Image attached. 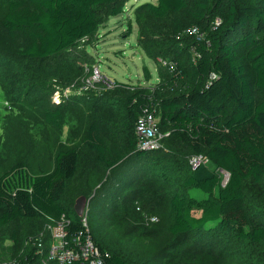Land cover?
Returning <instances> with one entry per match:
<instances>
[{
    "label": "trees",
    "instance_id": "obj_1",
    "mask_svg": "<svg viewBox=\"0 0 264 264\" xmlns=\"http://www.w3.org/2000/svg\"><path fill=\"white\" fill-rule=\"evenodd\" d=\"M126 1L9 0L1 26L7 38L17 44L18 53L13 55L18 64L27 70L37 69L35 78L41 82L57 80L62 77L53 70L43 74L40 69L91 58L90 41L108 18L124 13ZM145 7L138 12L140 47L151 57H174L172 76L161 68L163 84H158L157 94L119 83L116 90L122 94L126 112L123 143L110 138L105 119L94 118L82 145L61 143L52 173L34 176L24 151L29 137L37 149L31 123L17 113L3 125L4 141L18 144L11 162L3 163L7 161V144L0 149V264L18 257L47 223L63 215L76 229L84 230L81 218L65 202L74 189L76 195L91 197L92 204L112 214L111 232L117 230L122 236L123 230L127 236L140 228V241L160 264H230L241 254L232 257L230 252H218L226 235L248 248L249 264H264V0H157ZM147 16L154 22L169 20L168 29H161L166 33L162 44L151 43L153 50L145 41L161 38L154 36L156 29ZM217 19L221 20L219 26ZM193 30L198 33L192 34ZM80 47H86L85 54L79 52ZM3 52L0 50V68L11 62ZM65 79L70 80L68 85L77 80ZM178 84L183 90L174 89ZM0 86L6 91V81H0ZM94 94L70 97L68 106L80 105ZM157 108L159 129L170 135L164 139L163 149L140 151L136 121L145 110L153 113ZM61 109L43 113L49 127L62 129ZM82 154L97 173L87 172L90 167L85 166L79 180ZM161 155L190 166L185 187L207 195L201 201L179 194L169 198L165 236L155 234L157 225L145 228L148 222L142 216L155 212L162 216L164 211L154 212L152 201L138 196L148 192L145 182L156 178L155 161ZM194 157L204 158L211 168L203 163L192 168L189 164ZM13 161L18 162L13 165ZM220 172L228 175L225 185ZM194 209L201 213L199 217L194 216ZM93 217L88 226L96 244L108 255L107 264H128L110 242L100 241L106 235L100 233L104 231Z\"/></svg>",
    "mask_w": 264,
    "mask_h": 264
},
{
    "label": "rangeland",
    "instance_id": "obj_2",
    "mask_svg": "<svg viewBox=\"0 0 264 264\" xmlns=\"http://www.w3.org/2000/svg\"><path fill=\"white\" fill-rule=\"evenodd\" d=\"M8 2L9 0H0V50L4 51V54H7L5 55L7 60H11L6 67L0 68V76L2 77L0 81H6V91L0 86V149L4 144H7V154L4 156L7 161L3 163L14 160L13 154L18 144H16L14 140H11V142L4 141L2 135L3 125H5L8 118H13L17 113H22L23 117L28 119L31 123L29 125V127L32 126L30 131L33 133L37 144V149H33V145L30 143V137L27 142L24 143V151H26L27 156H29L28 163H32L33 165L30 170L32 169L31 173L34 176L52 173L54 169V156L61 143L76 146L82 145L81 140L85 136L94 118L100 117L105 119L106 124L103 123V125L107 127L110 138L121 139L120 142L123 143V133H121V131L123 130L122 125L126 112L124 104L121 101V98H123L122 94L117 90L108 92L98 91L93 97L96 98L104 95L101 97L102 99L96 101L94 98H90L80 105L68 106L67 101L69 97H66L64 93L70 86L68 85L70 80L66 81L67 79L65 78H77L75 82L70 84L79 83L83 78L87 77L91 71L100 69L101 72L110 75L119 83L133 87L148 88L152 93L157 94L159 90L158 86L163 84V81L159 78V71L163 68L165 74L172 76L170 63L171 58L174 57L148 56L144 49L140 47L138 25V12L143 11L147 4H157V0H127L124 5V13L114 18H108L107 23L103 24L100 32L90 41L92 47H88V52L91 58H82L73 62L65 61L60 65H51L49 68H41L39 72H43V74L53 70L59 77L63 78H55L57 80L51 78L50 80L42 82L39 81V78H35L37 69H25L22 64H18V57L13 55L18 53L17 44L11 42L7 38L1 26V20L6 13ZM101 15L104 16V14ZM146 18L153 22V26L156 29V34L154 36L161 38L155 42L150 38L145 41V44L150 50H153L154 47H150L151 43L162 44L161 41L166 33H161V29H168L169 20L154 22L149 16ZM101 19L103 18L101 17ZM145 29L147 28L145 27ZM85 50L86 47L84 49L80 47L79 52L85 54ZM155 54L157 55V53ZM163 62H167V65ZM65 83H67V85ZM33 84L35 86H32ZM181 85L182 84L176 85L174 89H181ZM183 86H185V84H183ZM181 90H183V87ZM160 98L162 99V97ZM58 107L64 110L62 129L59 130L49 127L45 123L43 115L45 111H52ZM154 112L156 118L160 121L158 117L160 115L159 108ZM80 149H82V147ZM17 162L18 161H13V165ZM197 162L198 161L192 162V160H190L189 165L193 168L196 166ZM155 163L156 178L147 180L144 189L148 192L140 193L138 196L149 198L150 201H152L151 204L155 205L153 211L157 209L164 211L162 216H157L155 211V213L149 216L146 214H142V216L148 222L145 228L149 229L152 225H157L159 230L156 231L155 234L157 236H165V228L163 227L167 222L166 202L169 198L174 194H179L186 196L191 201H201L206 199L207 195L195 188L185 187L184 183L186 181V176L189 174L190 166L182 163L180 159L161 155L160 158L156 159ZM205 165L211 168L207 161H205ZM85 166L94 168V165L82 154L81 175L79 180H82ZM219 174L222 184L225 185L228 181V175L222 172ZM74 191L75 189L73 190L74 195H71L68 200L66 199L65 201L66 204L72 208H75L76 201L80 198ZM91 195H93V193ZM151 207L152 206H150V208ZM90 209L92 211H89ZM193 211L195 217L201 215L196 209ZM91 217L98 221L104 231L100 233L106 235V237H100V241L110 242L114 249L113 251L126 261V263L160 264L156 258L153 259L155 257L153 255L154 253L151 254L147 252L145 243L140 241V228L136 230L133 229L134 232L127 236H125L123 230L122 233L124 235L122 236L117 230L111 232L110 230L114 228L112 214L103 211L99 204H92V198L90 197L89 199L87 198L81 218L86 219L87 223H89ZM146 232L151 234L150 230ZM108 237L112 238L110 239ZM11 244V242H6L5 245L11 246ZM247 250L248 248H242L241 244L229 235L222 238L218 247V252H230L233 254L232 257H235L240 252L241 256L229 262L230 264H249L251 259L249 254H245Z\"/></svg>",
    "mask_w": 264,
    "mask_h": 264
},
{
    "label": "built area",
    "instance_id": "obj_3",
    "mask_svg": "<svg viewBox=\"0 0 264 264\" xmlns=\"http://www.w3.org/2000/svg\"><path fill=\"white\" fill-rule=\"evenodd\" d=\"M220 19L216 25L219 26ZM193 30L192 34H197ZM162 62V61H161ZM167 65V62H163ZM215 75L211 76L214 79ZM119 82L100 69H94L79 83L70 85L64 95L66 97H81L90 92H108L116 90ZM137 148L143 152H154L164 148V139L169 133L163 134L159 129V121L155 112L148 110L140 115L135 124ZM198 161L205 165L202 157L192 158V162ZM194 166V167H196ZM81 218V217H80ZM84 230L75 228L73 221L63 215L60 219L47 223L36 239H30L26 248L18 257L8 259L1 264H107L106 257L96 244L86 219L81 218Z\"/></svg>",
    "mask_w": 264,
    "mask_h": 264
},
{
    "label": "water",
    "instance_id": "obj_4",
    "mask_svg": "<svg viewBox=\"0 0 264 264\" xmlns=\"http://www.w3.org/2000/svg\"><path fill=\"white\" fill-rule=\"evenodd\" d=\"M87 198L82 196L80 198L77 199L76 201V205H75V212L76 214L81 217L83 215V211L85 208V204H86Z\"/></svg>",
    "mask_w": 264,
    "mask_h": 264
},
{
    "label": "crops",
    "instance_id": "obj_5",
    "mask_svg": "<svg viewBox=\"0 0 264 264\" xmlns=\"http://www.w3.org/2000/svg\"><path fill=\"white\" fill-rule=\"evenodd\" d=\"M90 169V170H89ZM86 170H87V172H89V173H93V174H95V173H97L96 172V170L95 169H91V167L90 168H86Z\"/></svg>",
    "mask_w": 264,
    "mask_h": 264
}]
</instances>
